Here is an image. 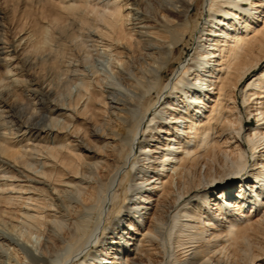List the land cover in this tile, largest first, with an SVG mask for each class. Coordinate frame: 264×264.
<instances>
[{
	"label": "bare ground",
	"instance_id": "6f19581e",
	"mask_svg": "<svg viewBox=\"0 0 264 264\" xmlns=\"http://www.w3.org/2000/svg\"><path fill=\"white\" fill-rule=\"evenodd\" d=\"M0 69V264H264V0H0Z\"/></svg>",
	"mask_w": 264,
	"mask_h": 264
},
{
	"label": "rangeland",
	"instance_id": "374dc122",
	"mask_svg": "<svg viewBox=\"0 0 264 264\" xmlns=\"http://www.w3.org/2000/svg\"><path fill=\"white\" fill-rule=\"evenodd\" d=\"M15 5L16 4H13V3H11V5H10V8H9V10L7 11V13H8V16H9V18L11 19H13L14 18V16H15V14H14V12L16 13V15L17 16H15V17H20V14H21V12H25V11H23V9H22V7L21 6H18V7H20L19 9H18V7H17V5H16V7H15ZM15 7V8H14ZM12 8H14V9H12ZM15 9H17V10H15ZM2 10H3V6H2ZM10 10H12V11H10ZM15 10V11H14ZM4 11V10H3ZM7 13H6V17H7ZM11 13V14H10ZM13 13V14H12ZM7 21V20H6ZM9 35H10V37H11V39L13 40V37H14V35L12 34V31L10 30V33H9ZM1 70V69H0ZM24 80L26 81V82H28L29 81V79L28 78H24ZM25 83V82H24ZM27 87V86H26ZM26 87H24V89L26 88ZM28 95H31L30 93L28 94ZM41 97V96H40ZM39 101V99L36 101V102H38ZM26 103H30L29 102V100H27L26 98L23 100V101H20V103H18L19 105L20 104H26ZM39 105L37 106L38 108H43V105H41L40 106V104H43V98L41 99V101H39V103H38ZM19 105H14V107H10V108H5V109H1V111H6V113L5 114H2L3 116H1V118L6 122V124H12V123H14L15 122V118H14V115H13V112H17V110L19 109ZM8 111V112H7Z\"/></svg>",
	"mask_w": 264,
	"mask_h": 264
}]
</instances>
